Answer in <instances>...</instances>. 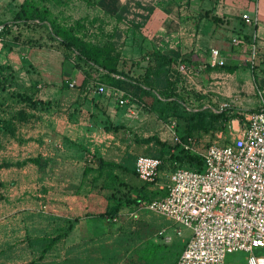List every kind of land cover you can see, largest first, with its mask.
Returning a JSON list of instances; mask_svg holds the SVG:
<instances>
[{
	"label": "rangeland",
	"instance_id": "rangeland-1",
	"mask_svg": "<svg viewBox=\"0 0 264 264\" xmlns=\"http://www.w3.org/2000/svg\"><path fill=\"white\" fill-rule=\"evenodd\" d=\"M88 1L91 2V0ZM47 3L48 7L55 11L53 14H56L53 18L59 19L57 21L60 23L59 25L72 28L73 33L79 38L96 45L108 40V33L114 27V24L108 20L105 21L103 27L95 25L89 26V29L79 21L69 24L67 23L69 21L65 20L62 8H60L64 4V0H59L58 4L51 1H47ZM93 3L95 4V2ZM130 3L131 0L115 1L114 14L118 18V22L113 31L115 39L108 47L112 49L115 45L117 50L124 53L126 57L122 60L126 64L130 62L127 58L129 41L135 35L134 26L130 23L132 19ZM200 24H202V31L206 32V36L214 28V24L209 20H206L205 23L201 21ZM200 24L198 25L200 26ZM19 26L18 33L21 35V39L30 38L36 45L53 48L63 55L66 52L74 66L84 72L87 81H92L94 86L103 83L109 93L100 94V97L115 98L112 95L115 88L122 89L124 93L122 98L126 99L127 106H132L134 116H128L125 111L121 110L117 120L125 126L126 131L118 132L116 138L109 137L110 132L106 128L97 129L90 124L93 131L86 139L82 140L84 147L78 146L73 150H63V146H67L69 143L66 139L55 138V136L44 137L45 139L41 140L36 139L41 147L40 152L43 153L41 155L42 164L47 167L46 172L42 171L39 183L41 186L38 185L37 178H33L35 167L32 165L21 170L0 169V177L6 178V181H0L3 184L0 186V264H172L183 249L182 240L189 229L181 227L182 233L175 234V236L172 233V238L167 241L165 233L170 228L167 227L165 221L168 220L145 208L140 200L123 203L118 213L113 216L104 214L105 210L115 203V198L111 197L110 192L103 187L104 181L99 179L98 182H94L91 175L95 176L96 172H90L86 177L82 176V169L89 162L95 165L91 160H96L98 157L122 162L127 160L128 155H158L159 145L154 142L147 144L140 141L154 134L161 142L169 144L171 149L176 152L180 145L173 143L171 134L168 133L170 131L168 126L172 119L175 120L174 130L181 135L186 132L183 129V120L179 121L178 117L171 113L166 117L161 116L160 106L152 103L153 98L175 99L179 109L189 111L210 109V107H203V104L206 103L212 105L211 111L218 112L220 109L216 105L224 102V98L218 92L220 83L214 82L226 83V81L229 82L235 78L233 71L226 69L227 61L224 59L223 65L214 66L221 69V74L212 77V82H210L211 80L205 82L201 80L200 71H205L210 64L205 63L203 58L197 61L201 64L195 66L201 69H197L191 79L177 70L178 63L172 64L168 74L164 77L162 74L155 73L153 66L144 71L145 66L149 64L145 62L138 73L141 72L140 76L144 78L148 74L150 81L158 85L153 90H144V88L136 90L132 88L133 83L131 82L135 80L132 75H129L127 66L124 67V75H119L100 68L92 61L76 58L74 56L75 47L69 50L65 49L60 43L61 37L55 35L54 27L49 21L34 20L22 22ZM94 28L97 29L92 30ZM217 32L221 38L220 41H217L214 47L199 49L201 57L208 55L210 58L211 48H217L225 58H228L227 54L232 46L231 37L240 33L239 31L232 32L229 27ZM222 50H224V54ZM182 61L187 62L185 59ZM191 62L189 61V63ZM53 66L56 65L53 64ZM118 68L123 70L121 65ZM167 81L172 83L173 90L172 88L171 90L165 89L164 82ZM225 86H228V83ZM145 91L148 92L145 93ZM14 93V91L5 93V96L0 98L3 99L0 101V117L1 113H4L6 117L11 118V115L20 109L30 113L31 108L23 101L17 100ZM20 104L21 108H18ZM14 118H11L13 125L20 123L15 116ZM28 118L22 121L24 123L31 121ZM229 125L230 122H226L223 127L198 130L199 133L194 136L200 139L199 150H203L211 142H230ZM28 129L32 130L33 127H28ZM16 140L17 138L10 136L7 140L6 136L0 134V162L8 158L7 151L15 149L12 145L16 143ZM36 142L34 140L23 142L21 145H23V149L25 148L24 152L28 150V153L32 154ZM174 145L176 147H173ZM35 148L37 147L35 146ZM168 153L164 154L165 157L162 156L166 161L163 162L156 183H152L154 185L149 183L148 185L153 187L148 188L147 185L145 188L148 198L161 196L166 191L168 173L172 170ZM23 170L25 171L23 172ZM119 174L120 178L130 187L132 195L144 183L130 172L121 171ZM126 189L127 187H121L123 192H126ZM117 195H121L120 192H116L115 196ZM57 235L60 238L44 252L45 245ZM254 253L264 255V249L256 248ZM246 255L247 253L244 251L229 253L226 256V264H245Z\"/></svg>",
	"mask_w": 264,
	"mask_h": 264
},
{
	"label": "crops",
	"instance_id": "crops-1",
	"mask_svg": "<svg viewBox=\"0 0 264 264\" xmlns=\"http://www.w3.org/2000/svg\"><path fill=\"white\" fill-rule=\"evenodd\" d=\"M23 1L0 0V26L7 23L11 30L5 35L3 44L0 46V65L7 66L5 75L8 77L12 75L6 84L5 92L0 91V98L5 96V93H13L14 91L15 93H27L33 98L47 102L48 105L44 110L31 109V114H29L32 116L28 118L31 121L16 123L14 135H4L7 140H9V136L17 138V140L12 145L15 152L7 151L8 158L1 161L11 165L0 169L21 170L32 165L35 167L33 178H37L38 185L41 186L39 183L41 182L42 171L46 172L47 167L42 164L41 155L43 153L40 152L41 147H39L36 139L41 140L51 136L66 139L69 143L67 146H63V150H73L78 146L84 147L82 140L91 134L92 126L97 129H104L107 126V130L110 132L108 136L116 138L118 132L124 133V130H114L111 125H123L117 118L121 110L122 112L126 110L127 105L126 103L119 104L116 96L115 98L100 97V94L95 92L92 81H87L84 72L77 69L73 61L70 58H65L60 51L44 46L40 47L34 41L22 43L23 38L18 39V41L13 40L12 36L20 31L19 24H15L14 15ZM115 1L118 2V0H91V2L88 0H64V4L60 8H62L65 20L69 21L67 22L69 24L79 21L89 29V26L95 25L103 27L105 21L108 20L115 27L118 22V18L114 14ZM135 1L131 14L132 19L130 20L131 25L134 26L135 35L129 41L127 58L130 60L129 63L134 62L133 70L136 74L149 60L150 54L155 52L175 58V65L182 59L187 60L186 63L193 67L200 65L201 63H197V61L202 58L205 63H209L207 60L209 56L201 57L199 49L214 47L215 43L221 39L217 31L229 27L232 32L239 31L240 33L234 34L231 37V42L233 37L241 39L237 44L232 42L229 54L226 53L228 58L223 55L227 61L226 69L232 70L235 78L229 82L226 81L228 86H225L226 83L222 81H215L214 83H220L218 92L223 95L224 101L230 102L229 107L226 108L227 112L236 114L234 118L229 120L232 126L236 127L242 116L258 109L260 104L258 91L264 88V66L262 62L264 59V0ZM51 2L58 4L59 0H51ZM78 10L80 12H77ZM206 10H210L212 14L223 19L219 23L211 21L214 28L207 36L206 32L202 31V24H200L201 21L205 23L208 20L203 16V12ZM50 12L52 17L56 14H53L55 11L51 9ZM242 13H248L252 18L257 15L256 22H246L241 18ZM114 27L110 30L112 33H108V40L101 42V44L98 42L100 46L109 47L111 45V41L115 39ZM113 50V53L119 54L121 58L126 57L124 53L115 48V45H113ZM222 53L224 54V50ZM189 61L192 62L189 63ZM201 71V80L204 82L221 74V69L211 64L206 67L205 71ZM73 81L74 86H69V83ZM131 83H133V89H149L141 82L133 81ZM210 97L212 98V95ZM2 100L0 99V101ZM216 106L220 109V103ZM203 107H210L212 110L210 104L204 103ZM18 108H21V104ZM1 118L8 117L1 113ZM90 124L92 126H89ZM28 127H33V129L29 130ZM29 140L36 142L37 148L34 146L32 154L28 153V150L24 152L25 148L23 149V145H21L23 142H29ZM170 151L173 152L171 148ZM27 158H34L35 160L24 163ZM84 167L82 176L87 177L89 173L83 175ZM0 181L4 182L6 178L0 177ZM152 185H148V188H152ZM165 224L170 228L169 231L166 230L165 234L174 233L175 236L176 225L170 220L165 221ZM189 236L190 230L187 231L182 242L185 243ZM178 255L172 264L175 263Z\"/></svg>",
	"mask_w": 264,
	"mask_h": 264
},
{
	"label": "built area",
	"instance_id": "built-area-1",
	"mask_svg": "<svg viewBox=\"0 0 264 264\" xmlns=\"http://www.w3.org/2000/svg\"><path fill=\"white\" fill-rule=\"evenodd\" d=\"M135 2L131 0V14ZM256 16L242 13L241 18L253 23ZM2 29L0 26V46L4 40ZM240 40L232 38L234 44ZM224 59L217 48H211L212 66L223 65ZM262 62L264 66V59ZM197 69L201 68L181 60L177 65V70L189 79ZM69 86H74V81ZM94 89L97 94L109 93L103 83L96 84ZM123 94L118 88L112 92L119 104L126 103ZM258 94V109L242 116L236 127L229 125L231 141L228 143L211 142L199 150L200 139L182 138L174 130L176 121H170L168 133L173 143L199 155L203 161L201 169L189 166L172 169L168 173L166 193L141 201L145 208L172 221L176 235L182 233L181 227L190 230L174 264H225L227 254L236 251L247 253L245 264H264V255L254 253L256 248L264 249V88ZM229 105L224 101L219 108L224 110ZM125 114L134 116L131 105ZM160 164L157 157L139 154L135 173L143 182L156 183ZM171 238L165 234L167 241Z\"/></svg>",
	"mask_w": 264,
	"mask_h": 264
},
{
	"label": "trees",
	"instance_id": "trees-1",
	"mask_svg": "<svg viewBox=\"0 0 264 264\" xmlns=\"http://www.w3.org/2000/svg\"><path fill=\"white\" fill-rule=\"evenodd\" d=\"M47 1L51 0H24L20 6L18 7V10L16 11L14 15V21L15 24H19L22 22H29V21H49L50 24L54 27V33L55 35H59L61 37V45L69 50L70 48H74V56L76 58H83L88 61H92L93 63H96L100 68L108 71L113 72L117 74L124 75V67L127 66V70L129 75H132L135 81L141 82L145 84L149 89L153 90L156 89L155 87L158 85L156 83H152L150 79L148 78V74L144 77L140 76V73H135L133 70L134 62L127 63L122 60L117 53H113V48L110 49L106 45L100 46L96 44L89 43L82 38H79L76 36L72 28H65L60 23L55 20V18L51 17V12L49 7L47 6ZM203 16H205L208 20L219 23L222 22L223 19L218 17L217 15H214L210 12V10H206L203 12ZM11 32V30L8 27V24H4L3 29L1 30V34L5 38V35L7 33ZM12 39L15 41H18V39H21V35L19 33L12 36ZM33 42L30 38H25L22 40V43H30ZM110 47V46H109ZM65 58H69L68 54L64 53ZM147 64L144 68V71H146L147 68H150L153 66V69L155 68V73L162 74L164 77L168 74L169 68L172 64L176 63V59L168 56H163L159 52H155L150 54L149 60H147ZM121 65L123 70L118 68V66ZM143 67V66H142ZM7 69V66L0 65V91L5 92L6 84L9 82L10 78H12V75L9 77L5 75V70ZM139 76V77H138ZM167 78V77H166ZM138 79V80H137ZM167 80V79H166ZM121 82V81H120ZM171 82L167 81L164 82L165 89H170L173 87L171 86ZM146 90V89H144ZM173 90V88H172ZM148 91H145V93ZM17 100L23 101L26 105H28L31 109H46V105H48L47 102H44L43 100L39 98H33L31 95L27 93H14ZM171 96V95H169ZM154 100L152 103L157 104V106H160V115L163 117H166L167 114L171 113L174 114L176 117H178L179 121L183 120L184 127L183 129L186 130V132L181 133V137L184 138L186 136H194L197 135L198 130L201 129L207 130L208 128H219L225 126L226 122H229L232 118L236 116V114H232L227 112V109L213 112L210 109H199L196 111H189V110H183L179 109L178 103L175 99L170 100H162L160 98H153ZM162 100V101H161ZM178 106V107H177ZM14 116L17 118V120L22 121L28 118L29 114L25 112L24 109H20L15 114L11 115L12 119H15ZM9 118H1L0 117V134L5 135H14L15 133V125L12 123V119ZM11 119V120H10ZM15 121V120H14ZM106 129L107 126H105ZM111 128L114 130L123 129L126 131L125 126L121 124L117 125H111ZM188 129V132H187ZM191 130V131H190ZM143 143H151L154 142L157 145L160 146V150L158 155H152L148 154L150 156H154L160 159L161 164L159 166V170H161L163 166V162L166 161L162 156L164 154L166 155L167 152H169L168 160L171 161L172 167L171 169L176 168L177 166H189V167H196L198 169L202 168L203 161L201 157L193 152L186 151L181 146L178 148L176 152H171L170 148L171 146L167 143L161 142L158 137L154 134L152 136H149L147 138L141 139ZM178 145V144H176ZM174 145L173 147H176ZM136 156L128 155L126 161L117 162L114 160H107L103 157H98L96 160H91L95 165L87 163L83 170V175H86L90 173L91 171H96L95 176H93L94 182L101 179L104 181V188L110 192V196L115 198V203L112 204L107 210H105L104 214L108 215H115L120 210L123 203L128 202H136L138 200H150L152 198H148L145 188L149 184L148 182H144L141 187L135 192L134 195H132L130 187L126 185V183L120 178L119 172H130L132 174H135V160ZM165 157V156H164ZM34 158H27L24 160V163L29 161H34ZM11 165L8 162H1L0 168ZM117 171L115 172V170ZM2 182H0V186H2ZM121 187H127L126 192H123L121 190ZM116 192H120L121 195L115 196ZM166 193V191H165ZM164 193V194H165ZM1 197V194H0ZM60 238L59 235L53 237L48 244L45 245L43 251L45 252L46 249L52 245L56 240ZM226 264V263H225Z\"/></svg>",
	"mask_w": 264,
	"mask_h": 264
}]
</instances>
